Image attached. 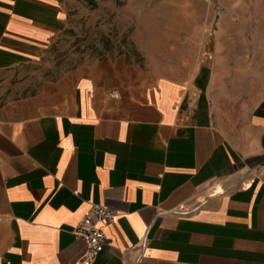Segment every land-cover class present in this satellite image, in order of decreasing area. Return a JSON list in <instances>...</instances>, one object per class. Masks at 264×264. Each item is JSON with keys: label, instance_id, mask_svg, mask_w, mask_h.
<instances>
[{"label": "crops", "instance_id": "obj_1", "mask_svg": "<svg viewBox=\"0 0 264 264\" xmlns=\"http://www.w3.org/2000/svg\"><path fill=\"white\" fill-rule=\"evenodd\" d=\"M84 1L0 0V72L38 63ZM221 39L182 79L20 83L0 106V264H82L88 201L116 215L91 264H264V62Z\"/></svg>", "mask_w": 264, "mask_h": 264}, {"label": "rangeland", "instance_id": "obj_2", "mask_svg": "<svg viewBox=\"0 0 264 264\" xmlns=\"http://www.w3.org/2000/svg\"><path fill=\"white\" fill-rule=\"evenodd\" d=\"M85 1L38 63L0 72V106L20 96V83L32 90L83 66L124 83L182 79V62L194 63L215 35L236 55L252 49L250 62H264L256 51L264 48V0Z\"/></svg>", "mask_w": 264, "mask_h": 264}, {"label": "built area", "instance_id": "obj_3", "mask_svg": "<svg viewBox=\"0 0 264 264\" xmlns=\"http://www.w3.org/2000/svg\"><path fill=\"white\" fill-rule=\"evenodd\" d=\"M113 94H117L113 92ZM88 208L74 228V234L80 237L85 245L82 264H91L106 242L103 226L114 221L116 215L108 206L88 201Z\"/></svg>", "mask_w": 264, "mask_h": 264}, {"label": "bare ground", "instance_id": "obj_4", "mask_svg": "<svg viewBox=\"0 0 264 264\" xmlns=\"http://www.w3.org/2000/svg\"><path fill=\"white\" fill-rule=\"evenodd\" d=\"M145 24H148L147 22L145 23ZM154 25V24H153ZM145 26V25H144ZM153 27V26H152ZM146 28V30H147V32L149 33V34H151V31H150V29H151V24H150V26L149 27H145ZM145 32V31H144Z\"/></svg>", "mask_w": 264, "mask_h": 264}, {"label": "trees", "instance_id": "obj_5", "mask_svg": "<svg viewBox=\"0 0 264 264\" xmlns=\"http://www.w3.org/2000/svg\"><path fill=\"white\" fill-rule=\"evenodd\" d=\"M90 2H91V0H90Z\"/></svg>", "mask_w": 264, "mask_h": 264}]
</instances>
